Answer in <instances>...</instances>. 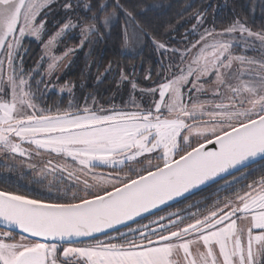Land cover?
<instances>
[{"label": "snow or ice", "instance_id": "obj_1", "mask_svg": "<svg viewBox=\"0 0 264 264\" xmlns=\"http://www.w3.org/2000/svg\"><path fill=\"white\" fill-rule=\"evenodd\" d=\"M51 3L0 0V153L28 169H37L34 155L46 153L37 175L66 172L74 184L57 187L55 195L49 187L50 199L0 188V264H178L181 251L184 264H264V169L243 183L253 174L252 163L264 160V27L253 30L236 17L219 32L204 28L177 49L158 40L142 21L148 9L140 0L85 3L84 11L104 15L85 17L83 23L73 19L80 3L64 0L66 22L57 37L79 27L83 35L100 38L122 16L126 45L151 42L168 57L169 69L179 71L139 89L147 97L144 103L130 99L120 107L97 108L94 100L93 106L70 101L67 108L51 109L38 102L20 54L26 38L40 39L45 20L38 18ZM204 23V13L197 12L193 33ZM256 41L259 59L232 51L241 43L257 50ZM55 67L50 63L49 73ZM121 78L128 80L127 74ZM128 82L134 93L138 84ZM42 83L36 82L37 90ZM205 84H215L211 101L193 96ZM65 90L71 92L60 89ZM4 167L7 180L14 166ZM97 169L103 172L98 175ZM80 174L96 182L81 180ZM221 181V190L231 192L210 207L161 214L171 202ZM112 232L115 238L99 236Z\"/></svg>", "mask_w": 264, "mask_h": 264}, {"label": "trees", "instance_id": "obj_2", "mask_svg": "<svg viewBox=\"0 0 264 264\" xmlns=\"http://www.w3.org/2000/svg\"><path fill=\"white\" fill-rule=\"evenodd\" d=\"M131 2L135 3L136 0H131ZM140 2L148 9L142 12L140 17L142 21L150 26L158 40L168 44L171 48L180 49L179 39L186 36L193 28L197 12H203L205 26L215 28L217 32L227 27L236 17L245 20L253 30H260L264 27V0H140ZM79 3L80 8L75 9L76 15H73V19L79 18L83 23L85 17L96 14L100 15L101 19L103 18L104 13H97L95 10L93 12L84 11L85 3L95 5L97 0H81ZM99 3L110 4L111 0H99ZM108 11L110 12L111 8ZM137 11L141 12V9ZM115 20L108 28L102 30V37L97 38L93 35L82 51L77 53L74 63L62 73L59 82L72 87L73 90L69 93L62 94L50 90L53 82L46 81L45 78L46 64L42 45L32 39L24 40L20 53L23 58V71L26 75L31 74L29 83L41 105H46L51 109L56 106L67 108L71 101L73 105L83 106L86 102L89 106H93V100L95 105H111L117 102L119 96L133 93L129 91L132 89L129 80L135 81L138 84L137 90H139L154 87L163 78L162 73L166 68L167 56L162 57L160 52L155 51L151 42L142 44L139 52H128L120 36L124 23L123 17ZM64 22H66V13H62L59 20L60 25ZM55 29L56 26L51 27L52 31ZM70 37L68 36L63 44L78 46V38ZM16 64L19 68V59ZM149 72L151 78L147 79ZM122 73L127 74L128 80H122ZM53 78L55 79V76ZM41 79L44 83L40 84L37 90L36 82ZM45 84L48 85L47 89H45ZM258 177L259 175L250 176L244 182L250 183L252 179ZM223 183L208 187L191 198L206 195L207 192L209 193ZM61 188L67 189L68 187L62 185ZM7 189L13 191L11 188ZM41 197L43 198V195ZM50 198L44 197V199Z\"/></svg>", "mask_w": 264, "mask_h": 264}, {"label": "rangeland", "instance_id": "obj_3", "mask_svg": "<svg viewBox=\"0 0 264 264\" xmlns=\"http://www.w3.org/2000/svg\"><path fill=\"white\" fill-rule=\"evenodd\" d=\"M81 0H73V3L75 2H80ZM64 2V0H53V3H51L50 5V10L49 9H44L41 12V16L38 18L39 19H44L45 20V29L41 34L40 39H37L35 37H29L26 39H32L38 43H40L42 45V50H43V56H44V61L46 64V69H45V78L46 81L49 82H53L50 86V90L53 92H58V93H69L67 90H65L64 92H61L60 89L62 87H69L71 88V92H72V87L69 86V84H62L59 82V80L62 77V73L64 72V70H67L68 67H70L73 63H74V59L77 56L78 52H81L83 47L85 46L86 42L92 39V34H89L87 36L83 35L80 28H74L70 31H67L64 35L57 37L56 33L59 31V29L62 27V25H60L59 20L61 19L62 13H65V10L63 8L60 7V5ZM47 12V16L44 15V13ZM114 20L111 21V23ZM116 21V20H115ZM110 23V24H111ZM196 25V22H195ZM56 29L54 31L51 30V27H55ZM204 28H207L205 26V24H203V26H198L197 27V31L196 33H193V28L188 32V34L186 36H184L183 38H180L179 41L180 43V49H183L185 44L188 43L189 39H195L200 32L203 31ZM236 37V40L239 41L240 40V34L239 33H235L233 34ZM71 36L70 38H78L79 41V45L76 47H72V46H66L63 44L64 40L68 37ZM47 37V38H46ZM52 41L51 44H49V41ZM209 40H211V38H209ZM257 45V50H252L251 48L249 49H244V47L241 46L240 47H234L232 49V51L235 54L238 55H246L250 58H256L259 59L260 53L258 50V45H259V41L255 42ZM142 45H136L134 48L129 44V45H125V48L128 52H139L141 50ZM209 52H211V49H209ZM53 61H55L56 67L51 71V73H49L48 71V65L50 63H53ZM169 59L167 57L166 59V68L164 69L162 76L163 77H171L172 72H176L179 71V69L175 66H173L171 69H169ZM187 65H185L186 67ZM237 65H234V67H236ZM6 69L7 66L5 65V77H6ZM55 76V79H58L55 81V79L53 78ZM215 87V84H205L204 89L197 93L195 92V90H193V96L195 99L201 100V101H211L213 99V91L212 89ZM127 91V90H126ZM129 91H132V89H130ZM136 94V95H135ZM135 94H129L127 93V95H122L119 96L120 98L117 100L116 103L114 104H109V105H104V108H109L111 106H116V107H120L123 104H125L127 101H129L130 99H136V101L138 103H144L147 100V97L143 96L142 93L137 90V92L135 91ZM147 102H150V100H148ZM101 105H95V107L99 108ZM206 107H210V105H206ZM192 140H195V137L191 138ZM24 147L26 148H31L32 146L29 145H24ZM48 155L45 153L40 157H36L35 155L33 156V160L32 162L35 163L37 165V169H28L26 167V165L21 164L19 159L16 161H11L8 160V162L15 166L17 169H19L20 171H25V172H29L34 179L36 180H47V181H51V183H56V184H60L61 185H66L67 187L71 184H74V181L72 180H68L67 179V173L65 172L63 174V177H60L58 174L56 175H48L46 178H42L39 175H37L39 168L42 166L43 162L46 161L48 159ZM54 159H59V158H55ZM0 160L1 161H6V157L3 153H0ZM61 163H64V160H60ZM69 164H71L70 161H68ZM97 174H101L103 171L102 169H97L96 170ZM80 178L81 180L83 179H87L90 183H95L96 181H93L92 176L89 175L87 177H84L83 174H80ZM46 194L43 195L44 197H50L48 194V191H45ZM47 195V196H46ZM238 224L240 226H245L246 225V221H238ZM16 239L18 240L19 237H16ZM201 250L202 246H201ZM192 251L193 253H195L196 251V246L193 245L192 246ZM178 264H184L183 261V252L181 251L177 257H176Z\"/></svg>", "mask_w": 264, "mask_h": 264}, {"label": "flooded vegetation", "instance_id": "obj_4", "mask_svg": "<svg viewBox=\"0 0 264 264\" xmlns=\"http://www.w3.org/2000/svg\"><path fill=\"white\" fill-rule=\"evenodd\" d=\"M6 163L10 164L8 160L6 161L0 160V187L1 188H11L13 191H18L21 194H26L29 196H37V195L41 196V195L46 194L45 191L48 190L49 187H52L53 194H54L56 188L57 187L61 188L62 186L61 183L60 184H56V183L49 184V181L47 180H41V183L37 184L35 182L37 180L34 179V177L29 172L20 171L15 166H14V171L10 174V178L5 180V177L9 176V172L4 167ZM260 169H264V161L251 167L248 171L253 173L251 176H254V175L261 174ZM238 174L241 175L240 173H237V176H239ZM243 183L245 182L243 181ZM222 186L223 184L219 185L218 187L212 189L209 193L207 192L206 195H203V196L201 195L200 197H194V198L190 197L172 207L165 209V211L161 214L166 215L168 212H177L183 215H187L189 211L196 212L197 207L199 209H206L207 207H210L213 204V202H215L217 199H223L225 198L226 195H228L231 192V190H229V192H225L221 190ZM190 205L197 206V207H192L190 209L189 208ZM144 223H148V221H144ZM135 226L136 225H134V227ZM115 237H116V234L111 235V237H105L102 239H109V238H115Z\"/></svg>", "mask_w": 264, "mask_h": 264}, {"label": "water", "instance_id": "obj_5", "mask_svg": "<svg viewBox=\"0 0 264 264\" xmlns=\"http://www.w3.org/2000/svg\"><path fill=\"white\" fill-rule=\"evenodd\" d=\"M209 147H211V146H209ZM263 161H264V160H261L260 158H257L256 161L252 163L251 167H253V166H255V165H257V164H259V163H261V162H263ZM214 184H216V183H210L209 185L202 186V190H205V189H207L208 187L213 186ZM202 190H194V193L191 194L190 197L196 195L197 193L201 192ZM190 197H189V198H190ZM184 200H185L184 198H180V202H182V201H184ZM180 202L173 201V202H171V205L174 206V205H176V204H178V203H180ZM172 206H171V207H172ZM167 208H169V207H168V206H165V209H167ZM0 230L3 231V229H0ZM114 234H116V233H115V232H112L111 235H114ZM17 236H18V235H17ZM99 236H100L101 239H102V238H105V237H108V236H106L105 234H99Z\"/></svg>", "mask_w": 264, "mask_h": 264}]
</instances>
